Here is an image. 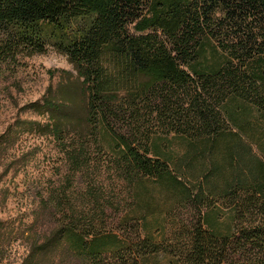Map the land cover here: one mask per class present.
<instances>
[{"label":"trees","instance_id":"16d2710c","mask_svg":"<svg viewBox=\"0 0 264 264\" xmlns=\"http://www.w3.org/2000/svg\"><path fill=\"white\" fill-rule=\"evenodd\" d=\"M49 46L88 93L70 156L89 131L130 186L126 213L166 218L162 238L123 245L73 220L71 243L120 264H264V0H0V69Z\"/></svg>","mask_w":264,"mask_h":264},{"label":"rangeland","instance_id":"374dc122","mask_svg":"<svg viewBox=\"0 0 264 264\" xmlns=\"http://www.w3.org/2000/svg\"><path fill=\"white\" fill-rule=\"evenodd\" d=\"M129 29L139 34L134 23ZM87 102L83 77L52 46L2 65L0 264L121 263L112 253L94 259L76 248L65 235V225L73 220L117 234L121 245L136 240L139 232L142 238L148 232L161 237L156 228L165 217L149 216L144 228L143 219H136L141 214L126 213L130 186L89 131V154L70 156L73 147H82L80 138L72 136L87 127ZM117 128L126 130L120 123ZM192 217L191 211L180 209L172 218ZM144 264L174 261L159 253Z\"/></svg>","mask_w":264,"mask_h":264}]
</instances>
